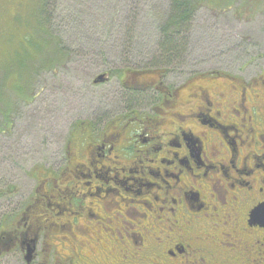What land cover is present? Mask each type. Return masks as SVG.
<instances>
[{"label": "rangeland", "instance_id": "rangeland-1", "mask_svg": "<svg viewBox=\"0 0 264 264\" xmlns=\"http://www.w3.org/2000/svg\"><path fill=\"white\" fill-rule=\"evenodd\" d=\"M42 3L39 14L36 0H0V228L6 222L3 219L36 207L43 226L48 225L38 231L37 261L139 264L136 244L128 242L127 251L121 250V244L137 230L136 218L123 216L114 228L111 221L117 207L121 213L131 205L138 207L140 197L133 192L111 193L115 201L103 192L100 202L86 198L84 206L94 208L104 220L87 213L88 219L82 218L75 231L67 224L71 207L54 217L60 209L45 203L64 207L70 196L66 193L82 185V179L68 168L67 150L71 139L84 137L78 132L80 125L91 124L97 137L114 118L131 115L128 108L142 116L155 111V91L140 87L155 74L139 70L160 54L161 29L171 0ZM193 4L186 52L163 70L166 83L193 75L207 77L213 71L247 82L264 71V0H197ZM37 19L42 29L35 36ZM102 74L105 79L95 81ZM221 81L225 83L224 75ZM126 85L135 86V93Z\"/></svg>", "mask_w": 264, "mask_h": 264}, {"label": "flooded vegetation", "instance_id": "flooded-vegetation-1", "mask_svg": "<svg viewBox=\"0 0 264 264\" xmlns=\"http://www.w3.org/2000/svg\"><path fill=\"white\" fill-rule=\"evenodd\" d=\"M153 72L140 87L155 91V111L142 116L128 108L131 115L114 118L97 137L91 124L80 125L84 137L71 139L67 150L68 168L82 185L66 193L64 207L50 201L45 207L60 209L54 217L71 207L67 224L75 231L87 213L102 219L84 206L86 198L100 202L103 192L115 201L112 194L133 192L138 207L131 205L129 214L117 207L111 221L114 228L123 216L136 218L137 230L121 250L136 244L139 264H264V208L252 213L264 205V71L247 82L213 71L177 83ZM16 215L0 228V264H45L37 261L43 226L37 208Z\"/></svg>", "mask_w": 264, "mask_h": 264}, {"label": "trees", "instance_id": "trees-1", "mask_svg": "<svg viewBox=\"0 0 264 264\" xmlns=\"http://www.w3.org/2000/svg\"><path fill=\"white\" fill-rule=\"evenodd\" d=\"M44 1V0H43ZM197 1V0H196ZM195 0H171L170 12L167 21L161 29V43L159 44V56L153 58L149 67L141 69L139 72L167 70V66L175 62L178 57H182L186 52L189 40V32L195 14ZM35 7V5H34ZM39 7V14L42 12V0H36V8ZM36 20L35 36L37 31L42 29ZM132 91V90H131Z\"/></svg>", "mask_w": 264, "mask_h": 264}, {"label": "water", "instance_id": "water-1", "mask_svg": "<svg viewBox=\"0 0 264 264\" xmlns=\"http://www.w3.org/2000/svg\"><path fill=\"white\" fill-rule=\"evenodd\" d=\"M107 76V75H106ZM105 79V74L100 75L95 81H103ZM263 208L264 205H260L257 206L254 210H253V214H262L263 213ZM31 259V251L28 252V254L26 255V260L29 262Z\"/></svg>", "mask_w": 264, "mask_h": 264}]
</instances>
